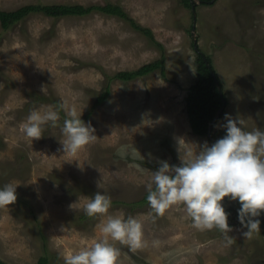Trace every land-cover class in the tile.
<instances>
[{
  "label": "rangeland",
  "instance_id": "rangeland-1",
  "mask_svg": "<svg viewBox=\"0 0 264 264\" xmlns=\"http://www.w3.org/2000/svg\"><path fill=\"white\" fill-rule=\"evenodd\" d=\"M108 2L150 28L164 50L127 20L101 12L59 18L34 12L9 29L0 22V186L17 184L16 201L0 206V259L37 264L48 250L58 256L53 264H64L67 253L102 237L107 215H132L142 221L144 246L132 250L115 242L116 264H264L262 225L249 239L240 223L231 224L234 242L226 246L217 229L196 228L183 204L156 215L148 201L139 203L160 160L179 164V152L212 143L192 133L185 112L186 89L197 75L195 38L212 58L228 98L225 113L244 119L248 130H264V0H0V10ZM162 56L166 78L156 69L110 81ZM108 82L110 96L85 121L96 140L74 156L62 149L61 116L39 139L23 134L30 110L57 108L54 99L64 114L75 110L84 117ZM224 117L215 131L225 130ZM132 143L144 159L117 155ZM97 191L123 203H112L107 214L83 216ZM225 204L240 207L228 198Z\"/></svg>",
  "mask_w": 264,
  "mask_h": 264
},
{
  "label": "clouds",
  "instance_id": "clouds-1",
  "mask_svg": "<svg viewBox=\"0 0 264 264\" xmlns=\"http://www.w3.org/2000/svg\"><path fill=\"white\" fill-rule=\"evenodd\" d=\"M62 108L61 105L30 110L22 124L23 134L32 140L42 137L46 126L57 125ZM81 116L75 110L66 111L61 128L63 152L73 156L97 137L95 128ZM224 119L225 134L215 142L205 141L196 151L179 152V164L159 161L158 168L152 171L151 182L146 185V199L156 215H163L175 204H183L196 228L217 229L229 246L234 242L230 235L233 226L228 222L230 213L223 203L225 197L240 204L237 219L246 229L243 237L251 239L261 230L258 217L264 213V130H248L244 119L232 118L229 113H225ZM117 155L144 159L133 143L121 145ZM16 199L17 184L0 186V206L10 205ZM111 206V196L97 191L84 204L83 211L94 217L107 214ZM100 230L101 238L67 253L64 264H116L120 250L115 242L132 250L144 246L142 221L132 215H107Z\"/></svg>",
  "mask_w": 264,
  "mask_h": 264
},
{
  "label": "trees",
  "instance_id": "trees-1",
  "mask_svg": "<svg viewBox=\"0 0 264 264\" xmlns=\"http://www.w3.org/2000/svg\"><path fill=\"white\" fill-rule=\"evenodd\" d=\"M188 5H191L189 1L191 0H183ZM203 3H207L210 0H201ZM38 12L44 13L48 16L54 17H63L67 15H78L83 16L92 12H101L113 16H118L124 20H127L134 29L141 31L144 35H146L159 49L164 50V45L155 39L154 33L150 28L143 27L138 24L133 18H131L128 13L117 4H113L108 2L105 5H80V4H29L23 7L18 8L14 11H5L0 10V22L4 29H9L11 26L15 25L20 20H23L27 15ZM209 63L212 68L215 70L213 65V61L211 56L206 55ZM160 69L161 75L163 78H166V68H165V58L162 56L161 58L146 63L142 65L140 68L134 71H120L117 72L110 81L115 79L120 80H132L138 76L146 75L151 73L152 71ZM216 71V70H215ZM196 80L193 84H191L186 89L185 94V112L188 118L192 133L197 136H205L212 143L215 142L216 139L222 137L225 134V130L215 131L214 124L212 128V137H209V123L214 118L217 110L222 106V96L219 93L217 85L214 81V78L211 74L210 69L206 66L205 61L203 60L200 53L197 52V73ZM218 75V74H217ZM219 78V76H218ZM220 80V78H219ZM221 83V81H220ZM222 85V84H221ZM110 82H108L104 88V90L98 95L96 101L94 102L91 110L84 116L82 119L86 121L92 114L93 109H95L99 104L106 101V99L110 96ZM224 97L228 98L224 92ZM45 96H41V98H37V101L45 99ZM57 106H61L62 102L59 99L53 100ZM63 106V105H62ZM226 111V109H225ZM225 111L221 115L220 119L225 114ZM60 116L65 118V114L63 112V108L61 109ZM219 119V120H220ZM218 120V121H219ZM2 143L0 141V147ZM177 164V163H174ZM94 194V193H93ZM147 196V194H146ZM146 196L139 203L146 202ZM21 203L24 202V199L19 198ZM113 204L123 203L121 201H112ZM135 201L133 204H136ZM138 204V203H137ZM226 211L230 213L229 220H235L237 218V207H228L227 204H224ZM83 216L88 217L86 214ZM264 216V213L261 214ZM261 225L264 227V219H260ZM57 255L52 254L48 250H45V253L39 257L37 264H53L52 257H56ZM58 257V256H57ZM0 264H8L0 259Z\"/></svg>",
  "mask_w": 264,
  "mask_h": 264
},
{
  "label": "water",
  "instance_id": "water-1",
  "mask_svg": "<svg viewBox=\"0 0 264 264\" xmlns=\"http://www.w3.org/2000/svg\"><path fill=\"white\" fill-rule=\"evenodd\" d=\"M214 1H216V0H210L209 2H210V3H213ZM192 9H193V11H194V25H193V32H194V31L196 30V24H195V20H196V19H195V18H196V17H195V16H196V14H195L196 11H195V9H196V8H195V3H192ZM193 35H194V33H193ZM193 46H194L195 51L201 54L203 60L205 61L206 66L210 69L211 74H212V76H213V78H214V81H215V83H216V85H217V88H218V90H219V93H220V95L222 96V106L217 110V112H216L214 118H213V119L210 121V123H209V132H208V135H209V137H212V128H213L214 124H216V122H218V120L220 119L221 115H222L223 112L225 111V109H226V107H227V103H228V101H227L226 97H224V91H223L222 85H221V83H220V80H219V78H218L217 72L212 68L211 64L209 63V61H208V59H207V57H206V55L200 50L196 38L194 39V44H193ZM212 138H213V137H212ZM226 200H227V197L224 198V201H223L224 204H225ZM258 219H264V216H259ZM228 222H229L230 225H231V224L239 223V221H238L237 218H236L235 220H233V221H232V220H229Z\"/></svg>",
  "mask_w": 264,
  "mask_h": 264
}]
</instances>
